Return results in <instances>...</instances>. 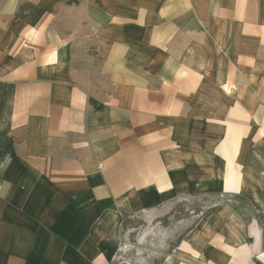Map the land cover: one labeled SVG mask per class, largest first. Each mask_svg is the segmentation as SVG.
Returning a JSON list of instances; mask_svg holds the SVG:
<instances>
[{
  "label": "crops",
  "instance_id": "crops-1",
  "mask_svg": "<svg viewBox=\"0 0 264 264\" xmlns=\"http://www.w3.org/2000/svg\"><path fill=\"white\" fill-rule=\"evenodd\" d=\"M197 198L164 264H264V0H0V264Z\"/></svg>",
  "mask_w": 264,
  "mask_h": 264
},
{
  "label": "rangeland",
  "instance_id": "rangeland-1",
  "mask_svg": "<svg viewBox=\"0 0 264 264\" xmlns=\"http://www.w3.org/2000/svg\"><path fill=\"white\" fill-rule=\"evenodd\" d=\"M209 203L196 199L176 200L162 211L157 220L138 218L124 228L118 241V264H164L169 253L184 238L197 217L209 208Z\"/></svg>",
  "mask_w": 264,
  "mask_h": 264
}]
</instances>
